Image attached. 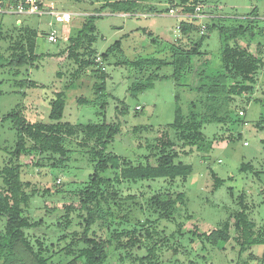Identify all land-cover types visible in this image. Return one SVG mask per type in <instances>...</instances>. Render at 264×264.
<instances>
[{"label": "rangeland", "instance_id": "obj_1", "mask_svg": "<svg viewBox=\"0 0 264 264\" xmlns=\"http://www.w3.org/2000/svg\"><path fill=\"white\" fill-rule=\"evenodd\" d=\"M46 1L59 9L77 11L79 14L66 18L64 22H56L46 15L0 13L1 170L12 162H9L10 153L16 140L11 120H5L3 117L8 111L20 108L28 120L48 122L51 101L60 90L64 91L65 100L61 121L86 124L100 122L105 117L107 121L117 123L120 131L108 145L107 151L130 159L133 163H144V157L150 152L147 145L156 144L157 139L163 137V134L177 141L172 127L177 105L176 95L179 97L178 104L183 114L193 109L191 108L193 100L194 110L199 114L203 113L205 95L196 91L195 87L201 82L200 77L220 69V50L226 41L222 38L218 26L250 24L253 27L254 35H240L236 40L240 47H246L251 54L260 56L262 60L254 75L253 93L235 95L233 101L229 103L222 101L220 110H228L229 119L223 123H203L202 142L191 148L182 147L181 143L172 146L179 153L175 157V162L181 161L192 166L187 178L184 181L120 180L115 186L122 196H131L124 201H116L130 209L128 212L130 218L133 215L138 218H151V224L141 227V233L148 228L156 229L160 233L156 239L172 232L174 237H177L178 243L174 244L178 245L179 253L172 255L170 249L162 248L157 254L158 262L264 264V245H254L240 251V228L236 224V214L241 210L238 201L243 195L245 203L248 204L246 213L249 219L254 221L256 229L264 228V33L258 32L260 28H264L262 19L264 0H199L201 11L212 17L204 19H179L166 14L167 8L170 5L174 7L179 0H145L132 14L110 12L109 8H102L107 0ZM86 13L99 14L93 18L96 28L93 48L97 54L104 52L115 41H120L123 50L121 54L124 53L129 59L156 55L170 60V52L166 47L168 43L177 42L190 46L203 37L200 50L204 55L199 60L202 62L206 59L204 73L198 75L196 71H191L198 56L193 57L186 74L176 79L170 76L173 73L172 65L140 71L122 64L115 65V61L121 55L119 52H112L103 62L104 71L108 74L104 79L107 93L104 107L101 108L99 104L96 106L80 104L81 99L91 100L97 96L94 73L91 68H86L73 76L77 64L69 62L66 66L53 54L66 45L67 37L75 35L81 28ZM248 18L254 20L249 21ZM193 20L199 29L192 31L189 37L176 30L180 22ZM207 25L215 27L208 29ZM20 28H31L36 31L34 51L41 54V57L37 67L20 66L16 72V68L7 64L10 57V51L7 50L9 37L4 36L11 34L14 36ZM50 30L57 34L55 42H49L47 39L46 33ZM227 42L233 44L232 40ZM164 43L166 44L162 45ZM150 73L160 77L153 80L151 88L131 95L128 91L131 83L139 78L143 80ZM239 111H243V114L241 115ZM78 141H81L80 137L66 140L67 146L73 152L65 165L59 168L35 165V160L41 161L40 157L43 154L34 151L21 154L17 160L23 165L20 178L29 181L33 188H36L29 198L25 214L42 221L36 229L28 230L27 235L35 253L45 258L47 264H68L71 256H67L61 249L83 231L80 224L82 213L77 208L78 200L68 192L84 186L93 165L88 159L86 148L76 144ZM180 149L187 152L184 153ZM148 160L151 164L155 162L153 157H149ZM243 163H250L252 168L242 170ZM255 171H258V176L255 175ZM212 173L223 180L215 190H212L214 184ZM114 174L115 170L108 169L102 175L113 179ZM154 193H160L163 198H174L176 194L182 193L183 203L175 205L172 218L161 217L155 222L152 221L158 214H153L150 209L147 212L146 202ZM113 202L114 199L111 203ZM68 204L75 207V210L69 215V222L65 223L64 218L60 220V217L63 214V207ZM133 205H140L143 211ZM114 210H117V207H114ZM226 221L229 222L230 234V239L226 243L212 245L204 240L201 242L200 233H207ZM2 227L3 222L0 221V229ZM91 230H96L97 234L101 231L97 225H92L89 232ZM122 239L125 241L127 238ZM132 250V255L145 254L143 248ZM25 252H27L25 249L18 251L20 258L24 259L20 260V263L32 264ZM115 253L111 251L108 264H134L131 258L125 256L120 259ZM74 264L83 263L77 260Z\"/></svg>", "mask_w": 264, "mask_h": 264}, {"label": "trees", "instance_id": "obj_2", "mask_svg": "<svg viewBox=\"0 0 264 264\" xmlns=\"http://www.w3.org/2000/svg\"><path fill=\"white\" fill-rule=\"evenodd\" d=\"M144 1L107 0L102 8L107 7L111 10L110 12L132 14L133 10ZM198 4L199 0H179L174 7L170 5L165 13L170 8L183 13H191L196 6H199ZM84 16L86 19L81 28L75 35L67 37L66 45L53 54L66 66L69 62L77 64L72 73L73 76L86 68H91L94 73L96 79L94 86L97 96L91 100L81 99L79 100L80 104L85 103L94 106L99 104L101 108L104 107L107 98L104 79L108 74L104 71L103 62L112 52H119L121 55L115 61V65L122 64L140 71L151 67L161 68L165 65H172L173 73L170 76L176 79L186 74L193 57L198 56L197 61L191 67L192 70H190L196 71L198 75L204 73L206 59L202 62L199 60L204 55V52L200 50L203 37H200L190 46L180 45L177 42L168 43L166 47L170 52V60H165L156 55H144L136 59H129L124 53L121 54L123 50L120 41H115L104 52L97 54L93 48L96 39L93 18L99 14ZM248 20L253 21L254 19L248 18ZM194 21L180 22V34L189 37L192 31H198L199 28L194 24ZM207 27L211 29L215 25H207ZM218 29L226 41L220 50V69L200 77L201 82L195 87L196 91L205 95L203 113L199 114L194 110L195 100H193L191 101V108L193 109L187 114H183L178 104L179 97L176 95L177 105L172 127L178 142L163 134V137L157 139L156 144L147 145L150 152L144 157V163H133L130 159L107 151L108 145L120 131V126L117 123L107 121L105 117L100 122H88L86 124L61 121L65 107L64 91L62 90L55 93V98L51 101L48 122L30 121L21 113L20 108L12 109L6 113L3 119L11 120V124L15 128L16 140L10 153L9 162H12L5 165L2 170L0 169V221L3 222V227L0 229V264H21L20 260L24 261V259L18 255L20 249H25L28 252L25 253L32 264H47L45 258L35 253L27 235L28 230L36 229L42 221L41 219L35 220L25 214L29 198L36 191V188H33L29 181H23L20 178L23 165L17 160L21 154L34 151L43 154L40 157L41 161L35 160V165L62 167L70 159L73 152L67 146L66 140L76 137L81 139L76 144L86 148L93 169L82 188L68 192L69 195L78 200L77 208L82 213V217L80 218L81 214L79 216L80 224L83 226V231L79 236L76 239L72 238L61 249L67 256H71L68 264H74L77 260H81L83 264H108L111 251L116 252L115 254L120 256V259L125 258V256L131 258V262L134 264H162L157 259L158 251L162 248L170 249L172 255L179 253L178 245L175 246L174 244V242L178 243L177 237H174L173 232L169 235H161L157 239L156 236H160V233L156 229L145 228L144 233L140 232L141 227H145L148 223L151 224V218H138L134 215L130 218L128 213L130 209L119 205L117 200L124 201L131 196H122L115 183H119L120 180L137 182L181 179L184 181L191 173L192 166L181 161L175 162V157L179 153L172 146L181 143L182 147L191 148L202 142L201 128L203 123H223L229 119L228 110H220L222 101L229 103L233 101L235 95L253 93L255 88L254 75L262 60L260 56L251 54L246 47H240L236 40L240 35H254L255 30L250 24H239L233 27L220 25ZM258 32L264 33V28H260ZM4 37H9L7 50L10 51V57L7 62L8 65L16 68V72L20 66L37 67L41 54L34 51L37 37L34 29L20 28L14 36L11 34ZM228 40H232L233 44L227 42ZM97 57H100V62L96 61ZM93 65L95 66L93 67ZM158 77L160 76L150 73L143 80L136 79L128 87V91L133 95L151 88L153 80ZM29 83L34 85L32 81ZM183 152L186 153L187 151L183 150ZM149 157L155 159L154 164L149 162ZM249 168H252L250 163L242 164V170ZM108 169L115 170L113 179L102 175ZM254 173L256 176L259 175L258 171ZM212 177L214 179L212 190H215L222 184L223 180L215 173H212ZM112 199H114L113 203H111ZM177 203H183L182 193L176 194L174 198H163L160 193H154L148 197L146 211L148 212L150 209L153 214H158L152 220L154 222L161 217L172 218L173 208ZM238 203L241 210L236 214V224L240 228V251L254 245H264V228L256 229L254 221L249 219L246 213L248 204L245 203L243 195L240 196ZM114 207H117V210H114ZM134 207L143 211L140 205ZM63 208L60 220L64 218L65 223H68V217L75 210V207L68 204ZM92 225H97L98 230H101L99 234L96 230L89 232ZM196 236L198 237V235ZM123 237L127 239L124 241ZM199 238L202 243L206 241L212 245L226 243L230 239L229 222L226 221L220 227L207 233H200ZM134 248H143L145 254L132 255ZM189 264L192 262L190 261Z\"/></svg>", "mask_w": 264, "mask_h": 264}, {"label": "built area", "instance_id": "obj_3", "mask_svg": "<svg viewBox=\"0 0 264 264\" xmlns=\"http://www.w3.org/2000/svg\"><path fill=\"white\" fill-rule=\"evenodd\" d=\"M0 13L36 14L39 16L46 15L52 17L56 22H64L66 18H70L73 15L79 14L77 11L59 9L56 7V5L46 0H0ZM90 14L93 13H86V15ZM166 14L179 19L212 18L210 15H206L204 12H202L199 6H196L194 11L191 13L177 12L176 9L170 8ZM262 19L264 20V17H262ZM204 27L205 25L202 28ZM179 28L180 27L178 24L176 26V30L178 31ZM46 36L49 42H55L57 40V34L54 30L48 31ZM96 61L100 62V57H97ZM239 113L242 115L243 111H239Z\"/></svg>", "mask_w": 264, "mask_h": 264}, {"label": "crops", "instance_id": "obj_4", "mask_svg": "<svg viewBox=\"0 0 264 264\" xmlns=\"http://www.w3.org/2000/svg\"><path fill=\"white\" fill-rule=\"evenodd\" d=\"M173 29V28H172ZM172 29L169 31V33H171Z\"/></svg>", "mask_w": 264, "mask_h": 264}]
</instances>
